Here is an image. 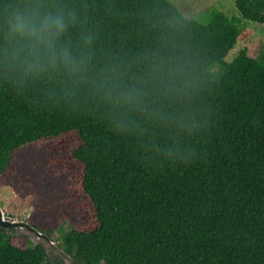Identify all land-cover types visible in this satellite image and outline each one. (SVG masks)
<instances>
[{
	"label": "trees",
	"instance_id": "16d2710c",
	"mask_svg": "<svg viewBox=\"0 0 264 264\" xmlns=\"http://www.w3.org/2000/svg\"><path fill=\"white\" fill-rule=\"evenodd\" d=\"M234 1L238 14L216 9L208 23L172 2L213 81L190 163L148 165L98 123L0 91V186L33 196L26 220L45 233L70 220L59 253L73 264H264V53L227 60L242 19L264 24V0ZM128 27L131 43L139 25ZM59 253L0 226V264H65Z\"/></svg>",
	"mask_w": 264,
	"mask_h": 264
},
{
	"label": "clouds",
	"instance_id": "9594fccd",
	"mask_svg": "<svg viewBox=\"0 0 264 264\" xmlns=\"http://www.w3.org/2000/svg\"><path fill=\"white\" fill-rule=\"evenodd\" d=\"M0 91L94 121L151 166L190 163L214 112L205 50L172 0H0Z\"/></svg>",
	"mask_w": 264,
	"mask_h": 264
},
{
	"label": "rangeland",
	"instance_id": "374dc122",
	"mask_svg": "<svg viewBox=\"0 0 264 264\" xmlns=\"http://www.w3.org/2000/svg\"><path fill=\"white\" fill-rule=\"evenodd\" d=\"M172 2L175 3L186 16L203 23H208L210 21L212 11L216 9L224 11L229 16L238 14L234 0H172ZM239 27L241 31L240 38L227 55V60L231 61L243 48H248L251 54L258 57L264 53V24L242 19L239 23ZM220 71V68H215L214 70L215 73L219 72V74ZM32 197V195L25 197L19 196L10 187L0 186V203L10 217L27 219L34 209ZM64 221L61 228L52 233L54 235V240L60 247H64L62 244V234L72 229L70 220L65 219ZM50 251L54 252V250L51 249Z\"/></svg>",
	"mask_w": 264,
	"mask_h": 264
},
{
	"label": "water",
	"instance_id": "95a60500",
	"mask_svg": "<svg viewBox=\"0 0 264 264\" xmlns=\"http://www.w3.org/2000/svg\"><path fill=\"white\" fill-rule=\"evenodd\" d=\"M0 226L7 230L9 234H26L34 243L42 244L46 249L47 253H51V250H54V253H59L62 250L57 242L54 240L53 234L45 233L37 229L26 219H16L10 217L6 211L2 208L0 203ZM73 256L69 255L66 257L65 264H71Z\"/></svg>",
	"mask_w": 264,
	"mask_h": 264
},
{
	"label": "flooded vegetation",
	"instance_id": "af4514ba",
	"mask_svg": "<svg viewBox=\"0 0 264 264\" xmlns=\"http://www.w3.org/2000/svg\"><path fill=\"white\" fill-rule=\"evenodd\" d=\"M51 253H54V252H51ZM54 254H55V256H57L56 253H54ZM58 255H61V258H62L63 262H66V257H65L66 255H65V254L63 255V254L59 253ZM51 257H52V256H51ZM73 260H74V259H73ZM73 260H72V261H73ZM73 262H74V261H73ZM73 262H72V264H73Z\"/></svg>",
	"mask_w": 264,
	"mask_h": 264
}]
</instances>
